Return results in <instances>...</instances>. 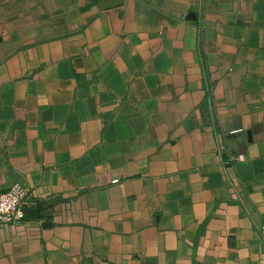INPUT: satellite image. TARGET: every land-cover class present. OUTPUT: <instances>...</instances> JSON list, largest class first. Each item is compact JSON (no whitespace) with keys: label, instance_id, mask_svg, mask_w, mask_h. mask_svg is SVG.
<instances>
[{"label":"crops","instance_id":"obj_1","mask_svg":"<svg viewBox=\"0 0 264 264\" xmlns=\"http://www.w3.org/2000/svg\"><path fill=\"white\" fill-rule=\"evenodd\" d=\"M16 182L0 264H264V0H0Z\"/></svg>","mask_w":264,"mask_h":264},{"label":"built area","instance_id":"obj_2","mask_svg":"<svg viewBox=\"0 0 264 264\" xmlns=\"http://www.w3.org/2000/svg\"><path fill=\"white\" fill-rule=\"evenodd\" d=\"M239 158H243L242 155ZM27 189L20 183H14L8 190L0 192V223H19L25 218L23 206Z\"/></svg>","mask_w":264,"mask_h":264},{"label":"water","instance_id":"obj_3","mask_svg":"<svg viewBox=\"0 0 264 264\" xmlns=\"http://www.w3.org/2000/svg\"><path fill=\"white\" fill-rule=\"evenodd\" d=\"M23 211H24V213H25V217H26L27 214H28L29 212H31V208L26 207V206H23Z\"/></svg>","mask_w":264,"mask_h":264}]
</instances>
